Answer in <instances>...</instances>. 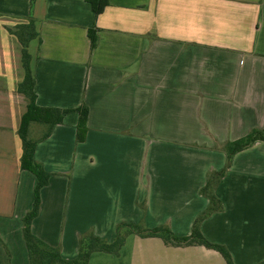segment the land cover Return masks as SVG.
I'll return each instance as SVG.
<instances>
[{"label":"crops","instance_id":"0c3cea01","mask_svg":"<svg viewBox=\"0 0 264 264\" xmlns=\"http://www.w3.org/2000/svg\"><path fill=\"white\" fill-rule=\"evenodd\" d=\"M0 0V264H30L23 219L37 177L21 168L19 134L29 99L22 47L9 32L35 19L29 44L36 105L69 110L50 135L33 122L35 160L50 173L33 233L64 259L92 230L112 242L119 223L167 225L179 237L209 206L211 171L227 168L217 145L264 128V0ZM89 30L98 39L91 48ZM89 110L84 141L79 108ZM201 224L234 264L264 260V141L237 153ZM88 264H226L203 246H167L131 234L120 254Z\"/></svg>","mask_w":264,"mask_h":264},{"label":"trees","instance_id":"16d2710c","mask_svg":"<svg viewBox=\"0 0 264 264\" xmlns=\"http://www.w3.org/2000/svg\"><path fill=\"white\" fill-rule=\"evenodd\" d=\"M34 2L35 0H31V7H33ZM87 2L91 4L95 16L100 15L109 4L108 0H87ZM35 23V19L30 17L27 23L18 25L15 30L9 29V32L17 37L22 47V63L25 70V78L23 82L19 84L18 90L29 99L28 109L22 118L19 129V134L23 143L21 168L32 172L37 177L33 207L23 219V236L28 250L30 264H88L91 255L96 252L118 256L125 244L126 238L131 234H135L141 238H160L167 246H203L218 252L223 257L226 264H234L232 255L226 246L213 243L203 235L201 224L214 213L224 210L222 201L216 195V189L221 180L226 176L233 157L237 153L250 148L257 141H264V128L252 129L247 135L240 139L217 145L227 156V168L220 172L211 171L207 175V182L200 192L201 195L209 200V206L194 221L189 236H176L167 225L149 229L143 223L122 222L117 225L116 238L112 242L96 236L92 230L79 235L78 255L73 260H67L63 258L61 250L58 247L48 245L33 233L32 223L38 216L41 207L40 192L41 189L48 184L51 175L35 160L37 142L29 139V126L33 122L46 124L48 130L43 136V139H45L50 135L53 126L62 123L64 116L69 113V110L40 108L36 105L35 79L31 69V54L29 52L30 42L39 37ZM89 35L91 38V48L94 49L97 46L98 39L92 30H89ZM78 111L80 117L77 125V139L81 142L84 141L86 137L89 110L86 106H83L79 108ZM0 244H3L1 239ZM8 264H10L9 256ZM257 264H264V260Z\"/></svg>","mask_w":264,"mask_h":264},{"label":"rangeland","instance_id":"374dc122","mask_svg":"<svg viewBox=\"0 0 264 264\" xmlns=\"http://www.w3.org/2000/svg\"><path fill=\"white\" fill-rule=\"evenodd\" d=\"M149 229H152V228H149Z\"/></svg>","mask_w":264,"mask_h":264}]
</instances>
